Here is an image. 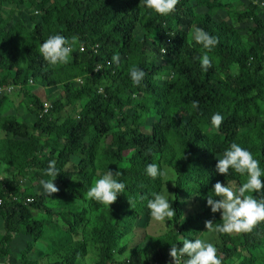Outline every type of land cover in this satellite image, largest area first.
<instances>
[{"label":"trees","instance_id":"obj_1","mask_svg":"<svg viewBox=\"0 0 264 264\" xmlns=\"http://www.w3.org/2000/svg\"><path fill=\"white\" fill-rule=\"evenodd\" d=\"M246 1L249 7L233 14L250 24L243 37L222 19L210 31L227 0H177L166 15L146 9L143 0H0V88L12 86L35 117L31 126L12 119L13 103L0 95V130L7 133L0 139V161L16 171L0 180V257L9 256L15 236L23 235L30 247L39 241L59 246L63 264H80V248L67 246L86 223L97 247L96 264H170L171 246L202 239L207 220L222 222L219 211L206 205L212 185H239L246 177L231 169L216 173V159L235 142L264 169V22L255 3L261 0ZM200 8L206 11L198 13ZM23 10L39 13L40 21L34 14L12 18ZM195 28L215 37V47L192 45ZM54 34L70 41L67 63L50 65L38 51ZM148 41L152 54L162 58L148 53ZM203 52L211 61L207 71L199 64ZM117 53L118 65L111 62ZM134 66L145 73L137 85L128 76ZM43 94L50 98L47 106ZM213 113L223 116L216 131L209 123ZM48 161L55 162L53 181L62 187L54 193L56 211L47 207L54 197L33 188L35 181L50 179L44 175ZM148 163L176 175L172 228L159 237L147 235L130 259L118 261L115 254L127 249L119 247L126 232L152 219L145 207L150 193L164 192V178L144 174ZM108 169L121 173L125 192L109 207L90 200L89 210L80 208L76 202L86 201L87 189ZM189 201L198 202L201 211L183 219ZM53 215L63 226L51 221ZM217 235L221 263L240 257L238 264H264V221L249 232Z\"/></svg>","mask_w":264,"mask_h":264},{"label":"clouds","instance_id":"obj_2","mask_svg":"<svg viewBox=\"0 0 264 264\" xmlns=\"http://www.w3.org/2000/svg\"><path fill=\"white\" fill-rule=\"evenodd\" d=\"M144 7L159 15H166L173 11L177 0H143ZM258 4V3H256ZM192 39L203 49L210 51L217 44V39L210 36L200 28H195L192 33ZM43 59L50 65L64 64L68 62L72 48L70 41L60 34L50 35L44 40L38 49ZM199 64L202 70L207 71L211 66V61L206 52L199 56ZM119 54H113L111 62L119 64ZM128 76L133 85L139 84L145 73L138 67L129 69ZM193 108L197 107V102H193ZM223 121V116L219 113H213L210 116L209 123L211 129H219ZM229 169L235 173L246 177L243 183L236 185H226L217 181L212 185L213 195L207 196L206 205L210 206L211 212L220 213L221 223L213 224L212 221L204 222V228L209 236L223 233H241L249 232L253 226L264 221V199H257L253 192L264 197L261 194L264 169L261 168L258 160L253 158L252 154L244 147L233 142L223 151L221 158L216 159L215 171L223 176L229 172ZM58 170L54 161H48L44 169V175L50 177L47 180H41L42 190L47 195L57 191L53 180L56 178ZM144 174L152 180L166 178L167 171L156 163H148L144 168ZM121 176L119 171L107 170L99 176L94 185L89 187L85 193V198L99 204L109 207L114 202L117 195L125 192L123 180L118 179ZM168 181L167 179H164ZM218 197V199H213ZM143 199V197H142ZM169 199L162 192L150 193V198L146 200L145 207L149 216L157 222L165 223V220H171L174 216V210L170 207ZM217 250L213 243L208 239H183L182 245L178 248L171 246L169 256L172 258V264H221L217 256Z\"/></svg>","mask_w":264,"mask_h":264},{"label":"rangeland","instance_id":"obj_3","mask_svg":"<svg viewBox=\"0 0 264 264\" xmlns=\"http://www.w3.org/2000/svg\"><path fill=\"white\" fill-rule=\"evenodd\" d=\"M255 3H258V12L257 15L259 17H262L263 22H264V1H255ZM254 3V4H255ZM249 6L247 5L246 0H227L226 6L224 8L219 9L216 14L213 16L211 22L209 23V28L210 31H213L215 27L218 25L219 20H224L226 21L229 25L234 26L237 30H239L244 36L248 34V28L250 27V24H248L245 20H240L236 16H234V13L244 11L247 9ZM206 11L205 9H198V13H203ZM9 16V13H6ZM32 14L35 15L36 20L40 21L41 17L39 13H30L27 12V10L23 11H17L14 12L12 16L13 19L21 17L24 15L25 19H31ZM192 31H191V39H192ZM192 45H195L194 41H191ZM147 51L150 55L156 57V59L162 58L161 55H158L157 53L152 54V46L151 43L148 41L147 42ZM82 83V82H81ZM45 94V93H44ZM42 95L44 106H47L50 104V98L48 95ZM8 99L13 103V110H12V119L20 122H25L28 126H31L34 121L35 117L31 113V110H29V104L28 100L23 98L22 95H20L17 91L12 90L7 94ZM78 110L80 107L77 108ZM76 109V110H77ZM76 110L70 112L72 114V117L76 115ZM66 116V115H65ZM57 116H55V119ZM61 121L63 118L60 119ZM147 124H150L151 121L147 120ZM1 122V121H0ZM7 136V133H4L0 130V139L4 138ZM72 165L70 164L68 166V169L70 170ZM165 170L167 171V176L164 179H167L168 181H165L164 184V194L170 198L169 203L170 207L173 208V193L172 189L174 188V181H175V173L172 169L166 168ZM15 173V169L9 167L5 163L0 161V180L10 178L13 174ZM44 180V179H41ZM41 180L35 181L33 188L45 195L46 193L43 192L42 190V185L40 183ZM54 185L58 189H62V187L56 182L53 181ZM29 185V184H28ZM255 192V191H254ZM56 193V192H54ZM51 193L47 196H52L54 197V201L48 200L47 202V207L49 209H52V211L57 210V199L55 198V194ZM89 202L90 199H86L85 202H80L77 201V205L82 208V209H87L89 210ZM190 202V203H189ZM183 206V210L185 211V215L183 216V219H186L189 217L191 214H195L201 211V207L198 202L195 201H189ZM42 218L45 216L42 215ZM51 221H56L58 222L59 226H63L62 220L60 217L57 215H53L51 218ZM141 225V227H140ZM140 225H137L136 227H132L130 230L126 232V235L121 239V243L119 244V247H122L123 245H127V249L124 252V254H115V258H118V261H123L125 259H130L132 257V252L136 245L140 244L143 242L144 238L147 235L153 236V237H159L161 235H164L168 231L171 230V226L168 223V220H165V223L163 222H157L151 219L149 223L146 222H141ZM0 234H3V227H2V219L0 217ZM231 235H237L239 233L232 232L230 233ZM25 238L17 241V243H14L13 251L11 250V254L8 256V258L5 259L3 263H10V264H17V262L23 263L24 260H31L35 261L37 264L40 262L41 264H63L64 263V256L65 252L64 251H59V246L53 245L51 242H46V241H39L35 245L31 246L28 244L29 242H26ZM202 239H208L210 240L211 243L216 247L221 244V240H219L218 235L214 236H209L206 233L203 234ZM12 245V244H11ZM10 245V246H11ZM75 247L80 248V252L82 254H78L76 256V261H78L80 264H96L98 263V256H97V247L93 244L92 242V237L90 233L89 227L86 225V223L82 226L79 227L78 229V235L75 237H72V240L70 244L67 246V248L73 250ZM10 248V247H9ZM259 255V254H258ZM242 258H235L232 260L226 261V264H238V262ZM264 262V259H263ZM224 264V263H223Z\"/></svg>","mask_w":264,"mask_h":264},{"label":"crops","instance_id":"obj_4","mask_svg":"<svg viewBox=\"0 0 264 264\" xmlns=\"http://www.w3.org/2000/svg\"><path fill=\"white\" fill-rule=\"evenodd\" d=\"M16 172V171H15ZM3 227V226H2ZM4 232V231H3ZM23 238H25L26 239V242H28L29 241V238H27L26 236H21V237H19V236H15V238H14V241H13V243H12V245L10 246V249L13 251V249H14V247H13V245H14V243H17V241H19V240H21V239H23ZM24 239V240H25ZM15 250V249H14ZM6 258H8V256H6V257H0V264H10V263H3L4 261H5V259ZM30 262H31V260H29ZM15 264V263H14ZM17 264H24V263H21V262H17ZM25 264H27V263H25ZM39 264H41L40 262H39Z\"/></svg>","mask_w":264,"mask_h":264},{"label":"built area","instance_id":"obj_5","mask_svg":"<svg viewBox=\"0 0 264 264\" xmlns=\"http://www.w3.org/2000/svg\"><path fill=\"white\" fill-rule=\"evenodd\" d=\"M180 1V0H179ZM83 50V48H81V51ZM12 86H7V87H2L0 88V95L3 94V95H7L9 94V92L12 91ZM29 202H31V200H28ZM1 203V202H0ZM152 264H163V263H159L158 261L156 262H153ZM170 264H172V261L170 262ZM223 264V263H221Z\"/></svg>","mask_w":264,"mask_h":264}]
</instances>
